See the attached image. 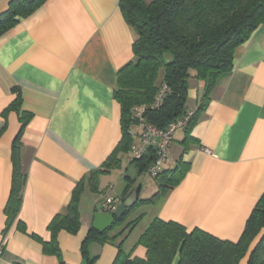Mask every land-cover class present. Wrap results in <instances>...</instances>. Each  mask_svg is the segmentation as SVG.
Listing matches in <instances>:
<instances>
[{
	"label": "crops",
	"instance_id": "0c3cea01",
	"mask_svg": "<svg viewBox=\"0 0 264 264\" xmlns=\"http://www.w3.org/2000/svg\"><path fill=\"white\" fill-rule=\"evenodd\" d=\"M8 2L0 0V14ZM118 3L45 0L0 34V264H87L81 246L93 213L104 211L102 201L111 198L117 206L134 190L137 201L148 198L135 185L142 172L128 160V149L120 154L119 168L99 176L98 193L81 194L79 229L56 235L60 256L43 249L52 238V218L65 212L76 184L105 161L121 137L113 90L118 69L133 59L136 35ZM203 94L204 83L192 76L186 109H197ZM17 97L18 109H8ZM23 115L27 122L19 140L25 179L18 214L4 232L11 146ZM129 130L131 145L138 144L139 127ZM186 132L173 134L162 166L171 169L180 157L189 162L182 180L162 201L145 204L152 208L147 220L143 205L133 209L116 230L137 222L114 243L89 242L86 254L93 264H112L122 239L125 252L145 257V248L135 243L155 217L238 240L264 192V21L235 49L231 70L216 80L189 129L195 143L183 152ZM246 262L247 255L238 264Z\"/></svg>",
	"mask_w": 264,
	"mask_h": 264
},
{
	"label": "trees",
	"instance_id": "16d2710c",
	"mask_svg": "<svg viewBox=\"0 0 264 264\" xmlns=\"http://www.w3.org/2000/svg\"><path fill=\"white\" fill-rule=\"evenodd\" d=\"M45 0H9L7 10L0 14V34L4 33L20 17H26ZM125 22L133 29L136 38L132 44L133 59L118 69L113 97L120 106L121 137L105 161L76 184L63 214L55 215L48 225L52 238L43 242V249L60 256L56 235L60 230L75 233L80 227L79 200L85 189L98 193L99 176L120 167V154L128 151L132 137L130 127L136 124L134 109L150 105L165 82L169 91L157 108L147 109L144 119L159 129L184 115L188 81L193 76L204 83L201 104L195 109L185 138L183 152L195 139L189 129L195 123L210 98V91L220 75L231 70L235 49L245 42L251 33L264 21V0H119ZM191 71L195 74L192 75ZM18 97L8 109H18ZM27 118L22 117V126L11 146V187L4 207L6 225L4 232L17 216L21 189L25 174L20 162L19 136ZM153 159L150 151L142 159L133 160L138 173L147 170ZM189 162L181 157L171 169L162 170L157 176V191L127 209L115 224L102 233L90 228L81 246L87 264L94 258L86 254L91 241L114 243L138 218L122 225L129 213L138 205L162 201L167 193L184 177ZM134 179L130 181L133 183ZM126 184L128 188L131 184ZM124 200V199H123ZM22 228L21 225H19ZM23 230V229H22ZM115 230L114 234L110 232ZM35 238L37 236L33 235ZM122 239L117 245V254L112 264H238L247 255L246 264H264V192L256 201L243 231L236 241L220 239L194 227L188 230L175 221L153 218L138 237L135 246H143L145 257H137L122 248ZM21 264V263H14Z\"/></svg>",
	"mask_w": 264,
	"mask_h": 264
},
{
	"label": "built area",
	"instance_id": "2783aa9c",
	"mask_svg": "<svg viewBox=\"0 0 264 264\" xmlns=\"http://www.w3.org/2000/svg\"><path fill=\"white\" fill-rule=\"evenodd\" d=\"M168 91L167 84L163 82L150 105H139L133 111L136 125L140 129L138 132L139 143L130 146L128 160L142 159L151 151L153 159L147 166V171L154 177L162 171V166L169 155V145L173 139V134L177 130L186 128L195 112V109L188 110L184 115L170 122L164 129H159L147 122L144 119L145 111L149 108L159 107ZM101 206L106 212H112L116 207L111 198H105Z\"/></svg>",
	"mask_w": 264,
	"mask_h": 264
},
{
	"label": "water",
	"instance_id": "95a60500",
	"mask_svg": "<svg viewBox=\"0 0 264 264\" xmlns=\"http://www.w3.org/2000/svg\"><path fill=\"white\" fill-rule=\"evenodd\" d=\"M137 193V190L132 191L130 195L121 203H119L112 212H94L91 221V227L100 233L107 231L115 224L116 219L121 217L127 209L136 203Z\"/></svg>",
	"mask_w": 264,
	"mask_h": 264
},
{
	"label": "rangeland",
	"instance_id": "374dc122",
	"mask_svg": "<svg viewBox=\"0 0 264 264\" xmlns=\"http://www.w3.org/2000/svg\"><path fill=\"white\" fill-rule=\"evenodd\" d=\"M136 186L140 185V194L141 197H150L158 188L156 178L148 173L147 170L142 172L140 175H138L136 179ZM137 207H140L139 205ZM143 208H141L142 211L145 212L146 220L149 218V216L152 214V208H149L151 206L143 205Z\"/></svg>",
	"mask_w": 264,
	"mask_h": 264
}]
</instances>
